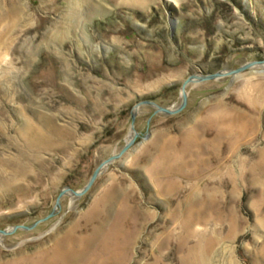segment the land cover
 Returning <instances> with one entry per match:
<instances>
[{
    "label": "rangeland",
    "instance_id": "1",
    "mask_svg": "<svg viewBox=\"0 0 264 264\" xmlns=\"http://www.w3.org/2000/svg\"><path fill=\"white\" fill-rule=\"evenodd\" d=\"M259 60L264 0H0V264H264V63L20 227Z\"/></svg>",
    "mask_w": 264,
    "mask_h": 264
},
{
    "label": "water",
    "instance_id": "2",
    "mask_svg": "<svg viewBox=\"0 0 264 264\" xmlns=\"http://www.w3.org/2000/svg\"><path fill=\"white\" fill-rule=\"evenodd\" d=\"M264 60H259V61H252L249 63H246L236 69H230L227 70L225 72L223 71H218L215 73H211V74H192L190 75L186 81L183 84V87H185L189 82L193 81V80H199V81H208V80H213V79H217V78H221L223 76H227V75H233V74H237L240 72L245 71L246 69L255 66L257 64H263ZM183 100H182V104L176 108V109H172V108H168V107H164L159 105L158 103H156L155 101L152 100H144L141 101L140 103H138L133 111H132V130L134 131V136L131 140H129L127 142V144L124 146V148L117 154L112 155L111 157H109L108 159H106L105 161H103L94 171L92 177L90 178L89 182L84 186V188L80 189V190H75L72 188H66L63 189L60 193V195L57 198V202H56V206L55 208L44 218L38 220L37 222H35L33 225L31 226H24L21 225L20 227L25 228V229H32L34 228L36 225H38V223H41L43 221H46L48 219H50L51 217H53L56 212L57 209L61 206V198L67 194V193H72L73 195L80 197L82 195H84L85 193H87L90 188L92 187V185L94 184V182L96 181L97 177L99 176L101 170L107 166L108 164L112 163L113 161H115L116 159L120 158L130 147L131 145L134 143L135 139L137 138V136L139 135V133L135 130V120L137 117V112H138V108L139 106L143 105V104H149L152 106H155L156 110H155V114L156 113H160V112H164L167 114H175V113H179L181 112L187 105L188 103V96L187 94L183 93ZM18 228V226L14 227L13 230H2L0 229V234L6 235V234H11L13 233L16 229Z\"/></svg>",
    "mask_w": 264,
    "mask_h": 264
},
{
    "label": "bare ground",
    "instance_id": "3",
    "mask_svg": "<svg viewBox=\"0 0 264 264\" xmlns=\"http://www.w3.org/2000/svg\"><path fill=\"white\" fill-rule=\"evenodd\" d=\"M186 81V80H185ZM193 81H199V80H193ZM192 82V81H191ZM201 82V81H200ZM184 84V83H183ZM187 86V85H186ZM186 86L185 87H183L182 86V96H183V93L184 94H187V90H186ZM187 96H188V94H187ZM182 104V103H181ZM73 249V252L75 253V254H77V252H78V250H76L75 248H72ZM76 250V251H75ZM70 251V250H69Z\"/></svg>",
    "mask_w": 264,
    "mask_h": 264
}]
</instances>
